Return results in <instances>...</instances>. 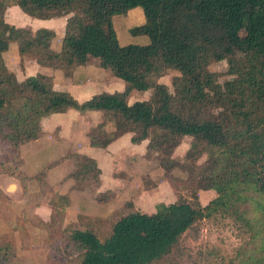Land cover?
Returning a JSON list of instances; mask_svg holds the SVG:
<instances>
[{
    "label": "trees",
    "instance_id": "16d2710c",
    "mask_svg": "<svg viewBox=\"0 0 264 264\" xmlns=\"http://www.w3.org/2000/svg\"><path fill=\"white\" fill-rule=\"evenodd\" d=\"M9 4L38 20L67 17L57 49L52 30L32 32L8 24ZM255 4L249 16L247 9ZM137 7L145 22L130 33L149 39L155 50L150 55L136 45L121 46L112 27L113 16ZM12 44L19 56L30 55L40 68L65 77L92 57L125 88L80 103L54 90L52 76L38 72L19 80L3 58ZM222 61L231 79L220 84L209 66ZM167 74H172L173 93L159 82ZM147 91V100L128 104L133 92ZM70 109L101 114L88 133L91 147L104 149L131 134L134 145L148 141L147 155L155 156L166 176L176 167L186 169L171 158L185 137L191 139L187 162L204 153L207 160L191 173L190 201L157 204L151 214L129 213L102 235L107 218L79 216L77 224L63 227L68 200L53 196L49 222L36 217L34 225L45 233L50 252L73 258L69 264H157L198 221L219 212L245 217L251 203L264 208V0H0V150L8 153L0 160V175L23 187L29 178L19 169L20 147L42 136V119ZM71 157L73 188L96 193L101 184L96 161ZM210 190L216 197L202 207L198 191ZM113 197L111 191L95 194L100 204ZM10 202L0 188V220L10 217ZM14 231L23 242L27 239L22 224L1 234L0 264L19 263ZM242 264H264V257H246Z\"/></svg>",
    "mask_w": 264,
    "mask_h": 264
},
{
    "label": "rangeland",
    "instance_id": "374dc122",
    "mask_svg": "<svg viewBox=\"0 0 264 264\" xmlns=\"http://www.w3.org/2000/svg\"><path fill=\"white\" fill-rule=\"evenodd\" d=\"M257 8L258 5L256 4L250 6L247 9L248 15H252ZM5 21L17 28L31 29L32 32L42 28H52L55 33L52 42L53 49H57L59 46L58 42L64 31L62 27L65 23L63 17L45 21L31 18L18 7L10 4L5 12ZM144 22L143 11L140 7H137L126 14L113 16L112 27L121 46L136 45L142 48L144 55H150L155 53V50L149 39L146 36H133L130 33L132 28L138 27ZM3 58L8 68L19 80L35 74L37 66L35 59L30 55L19 56L16 45L12 44L9 50L4 53ZM88 60L96 62L92 57H89ZM209 71L218 76L220 84L231 79L227 75L225 61L211 63ZM108 76L125 86L121 80ZM171 77L172 74L164 75L159 82L166 85L169 92L173 93ZM150 94V91L133 92L128 104L147 100ZM79 122L80 119L77 124ZM190 142L191 139L185 137L171 155V158L175 161L187 165L186 169H182L180 166L176 167L169 172L170 176L165 175L159 161L153 155L148 156L147 151H145L144 157L138 158L136 162L137 170H135L136 176L133 179L132 186L129 185L127 192L119 195V197H113L107 203L108 206L103 209V217H106L110 223L100 231V235L108 231L111 223L129 213L151 214L155 212L157 204L169 205L178 199L191 200V173H197L201 170L207 160V154H202L201 158L194 163L187 162L186 153ZM7 156L6 149H1L0 160H7ZM121 188L120 186L119 189ZM215 197L216 193L213 190L198 191V201L202 207L206 206ZM25 199L28 202L31 200V203L39 204L40 191L27 195ZM20 204L14 203L17 207L8 205L10 217L5 222L4 220L0 221V235L10 231L12 226L16 224L20 225L24 221L28 223L26 224L27 229L25 227L27 239L24 242L18 232L14 231L17 256L19 257L18 264H63L62 261L69 264L73 261V258L57 256L55 252H50V245L46 242L45 233L34 225L36 222L35 217L27 211V208L21 212ZM249 210L245 217H239L232 211L219 212L210 218L198 221L181 236L177 246L157 264H242V260L246 257L263 258L264 208L257 203H251ZM40 215L46 217L41 213ZM70 230L69 227L67 231Z\"/></svg>",
    "mask_w": 264,
    "mask_h": 264
},
{
    "label": "crops",
    "instance_id": "0c3cea01",
    "mask_svg": "<svg viewBox=\"0 0 264 264\" xmlns=\"http://www.w3.org/2000/svg\"><path fill=\"white\" fill-rule=\"evenodd\" d=\"M63 18L64 30L67 17ZM48 30L53 29L48 28ZM62 36L63 33L60 38ZM38 72L52 76L54 90L67 92L80 103L94 95L122 92L125 88L123 84L110 78L109 74L100 69L93 60H89L85 66L78 67L71 77H65L62 71H50L37 65L35 74ZM79 119L80 122L77 124ZM100 120L99 112H86L81 115L72 109L42 119L40 123L42 136L20 147L19 169L29 180L22 187L18 180L0 175V188L11 201L8 205L17 207L14 203L17 205L21 203V212L27 208L35 218L47 223L52 213L50 199L53 196L66 197L68 206L64 208L63 227L77 224L79 216L93 219L106 218L103 217L102 212L108 205L98 203L95 194L111 191L117 198L127 192L136 176V162L146 154L148 141L134 145L131 143V134H125L104 149L93 148L90 146L88 133L100 123ZM107 131L112 132L113 129ZM73 155L86 156L96 161L101 171V184L96 193L73 188L74 181L70 178L76 166L71 157ZM41 173L44 174L42 181L35 179ZM39 191V204L25 199L27 195ZM40 213L46 217L44 218ZM26 224L27 221L22 223L27 229Z\"/></svg>",
    "mask_w": 264,
    "mask_h": 264
}]
</instances>
